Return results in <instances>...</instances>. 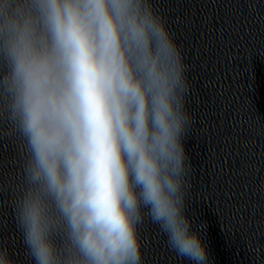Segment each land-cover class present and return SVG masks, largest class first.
Masks as SVG:
<instances>
[{
    "label": "clouds",
    "instance_id": "1",
    "mask_svg": "<svg viewBox=\"0 0 264 264\" xmlns=\"http://www.w3.org/2000/svg\"><path fill=\"white\" fill-rule=\"evenodd\" d=\"M186 71L150 0H0V128L20 140L33 264H142L146 219L207 264L185 214Z\"/></svg>",
    "mask_w": 264,
    "mask_h": 264
}]
</instances>
